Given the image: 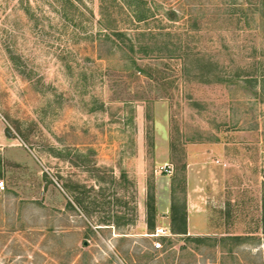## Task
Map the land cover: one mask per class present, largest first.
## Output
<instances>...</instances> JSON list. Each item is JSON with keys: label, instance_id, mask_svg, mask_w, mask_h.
<instances>
[{"label": "rangeland", "instance_id": "rangeland-1", "mask_svg": "<svg viewBox=\"0 0 264 264\" xmlns=\"http://www.w3.org/2000/svg\"><path fill=\"white\" fill-rule=\"evenodd\" d=\"M134 12L0 0V264H264V0ZM157 180L171 204L151 232ZM192 201L199 231L171 236Z\"/></svg>", "mask_w": 264, "mask_h": 264}, {"label": "trees", "instance_id": "trees-1", "mask_svg": "<svg viewBox=\"0 0 264 264\" xmlns=\"http://www.w3.org/2000/svg\"><path fill=\"white\" fill-rule=\"evenodd\" d=\"M123 5L126 7H129L131 11H133V17L135 18L136 21H141L147 17L146 14H138L137 12H134L136 9V6H139V3L141 0H120ZM144 4V2H142ZM171 15L169 16L170 19H172L175 16V12L171 10L170 12ZM103 29H107L106 27H103ZM105 38L110 39L111 41L114 42V44H136L135 40L128 35L127 31L124 29H111L109 33L103 32L102 34ZM8 132V130H7ZM262 176L264 177V168L262 170ZM75 201L79 203V200L75 198ZM74 201V202H75ZM156 214H157V209L155 205V199H154V194L149 193L147 201H146V225L148 230L155 229L156 226ZM261 226L262 230L264 233V181H263V192H262V218H261ZM169 230L173 234H186L187 231V206L184 204V206L179 207L176 204L171 205V214H170V224H169ZM224 240L227 239H232V240H237V241H242L247 239V235H229V236H224L222 238Z\"/></svg>", "mask_w": 264, "mask_h": 264}, {"label": "crops", "instance_id": "crops-1", "mask_svg": "<svg viewBox=\"0 0 264 264\" xmlns=\"http://www.w3.org/2000/svg\"><path fill=\"white\" fill-rule=\"evenodd\" d=\"M155 204H156V208H157V214L159 213V215H157V221H159V224L163 221V219H166L167 216H165L166 212H165V208H169L170 204H171V186L170 183L164 182V183H160L158 180L156 182V190H155ZM201 206L198 203H196L195 201H192L189 203V207H188V211H187V233L186 234H173L170 232V230L168 231L169 234L171 236H187L190 237L192 235H194L195 233H197V231H199L198 229H196V227L192 224L191 222V215L192 213H195L197 210V207ZM139 213L142 219L145 218V210L142 204L139 205ZM141 219V220H142ZM158 228H162L161 225L157 226ZM161 230V229H160Z\"/></svg>", "mask_w": 264, "mask_h": 264}, {"label": "built area", "instance_id": "built-area-1", "mask_svg": "<svg viewBox=\"0 0 264 264\" xmlns=\"http://www.w3.org/2000/svg\"><path fill=\"white\" fill-rule=\"evenodd\" d=\"M161 171L164 172V173L169 174V173L171 172V167H170V165L164 164V165L161 167ZM0 187H3V182H2V181H0ZM158 234H159V235L162 234V232H161L160 229L157 230L156 235H158ZM153 246H154L155 249H159V248L162 247V244H161V242H154V243H153Z\"/></svg>", "mask_w": 264, "mask_h": 264}]
</instances>
